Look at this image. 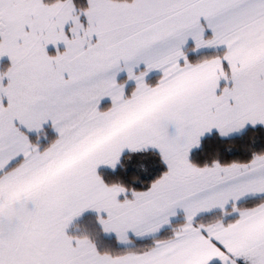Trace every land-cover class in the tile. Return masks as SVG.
Returning a JSON list of instances; mask_svg holds the SVG:
<instances>
[{
    "label": "snow or ice",
    "instance_id": "6c2138e0",
    "mask_svg": "<svg viewBox=\"0 0 264 264\" xmlns=\"http://www.w3.org/2000/svg\"><path fill=\"white\" fill-rule=\"evenodd\" d=\"M0 264H264V0H0Z\"/></svg>",
    "mask_w": 264,
    "mask_h": 264
}]
</instances>
